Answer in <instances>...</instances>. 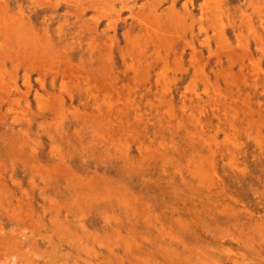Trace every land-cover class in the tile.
Masks as SVG:
<instances>
[{
  "label": "rangeland",
  "instance_id": "obj_1",
  "mask_svg": "<svg viewBox=\"0 0 264 264\" xmlns=\"http://www.w3.org/2000/svg\"><path fill=\"white\" fill-rule=\"evenodd\" d=\"M0 264H264V0H0Z\"/></svg>",
  "mask_w": 264,
  "mask_h": 264
}]
</instances>
